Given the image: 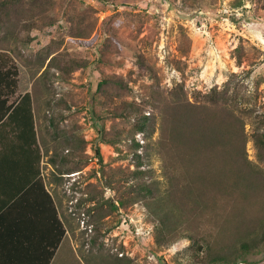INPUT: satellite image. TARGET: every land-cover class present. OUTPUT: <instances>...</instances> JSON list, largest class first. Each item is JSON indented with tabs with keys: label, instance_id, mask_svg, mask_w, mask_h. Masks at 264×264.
<instances>
[{
	"label": "rangeland",
	"instance_id": "rangeland-1",
	"mask_svg": "<svg viewBox=\"0 0 264 264\" xmlns=\"http://www.w3.org/2000/svg\"><path fill=\"white\" fill-rule=\"evenodd\" d=\"M4 50L17 57L39 130L48 132L44 176L67 227L56 264H205L189 238L157 243L131 173L133 145L145 155L160 138L161 115L152 137L138 132L156 91L169 97L182 85L184 99L198 104L212 90L239 89L255 109L244 121L246 156L264 175L254 135L264 133L256 117L264 115V0H0ZM162 163L155 155L150 168L164 182ZM248 224L215 244L230 264H264V243L241 250L260 230ZM141 225L148 238L135 234Z\"/></svg>",
	"mask_w": 264,
	"mask_h": 264
},
{
	"label": "trees",
	"instance_id": "trees-1",
	"mask_svg": "<svg viewBox=\"0 0 264 264\" xmlns=\"http://www.w3.org/2000/svg\"><path fill=\"white\" fill-rule=\"evenodd\" d=\"M18 77L20 69L12 54L0 51V142L2 134L20 138L21 149L26 150L32 161L33 183L26 195L40 188L44 196L41 208L50 207V212H41L49 226L41 238L46 242L37 247L39 253L47 250L42 264H50L66 238L67 227L58 203L41 176L43 153L37 132L34 91L11 101L19 88ZM156 93L152 101L155 111L141 117L138 132L152 137L161 115L160 138L153 144L150 140L145 155L137 150L143 147L141 143L135 142L136 168L131 172L139 179L137 193L154 222L156 241L172 245L189 238L198 252L205 254L202 256L205 264H230L224 249L215 247L219 239L231 238L242 228L248 230L252 227L248 224L250 221L259 224L260 230L256 236L242 240L241 250L249 252L264 243V175L250 165L245 148V117H252L255 109L249 105L246 94L242 95L239 89L232 91L230 87L202 94V103L197 99L198 104L184 99L182 85L175 86L169 97ZM125 106L136 113L141 109L135 103ZM256 117L261 122L264 119V115L256 114ZM7 128L11 131H6ZM254 135L258 145L264 148V133L257 131ZM73 139L70 135L66 141L74 150ZM96 154L100 156L99 148ZM155 155L162 158L164 182L153 178L150 165ZM69 171V168L59 169L63 175ZM14 201L13 207L18 202ZM21 243L18 238L14 246L0 248H25Z\"/></svg>",
	"mask_w": 264,
	"mask_h": 264
},
{
	"label": "crops",
	"instance_id": "crops-1",
	"mask_svg": "<svg viewBox=\"0 0 264 264\" xmlns=\"http://www.w3.org/2000/svg\"><path fill=\"white\" fill-rule=\"evenodd\" d=\"M8 52L12 54L20 69V77H18L20 78L19 88L15 96L12 97L11 101H13L16 98L23 96L27 92L32 91L31 87L23 88L21 80L22 71L19 61L11 51L8 50ZM1 109L2 108L0 104V115L2 113ZM36 117L37 132L39 133V143H41V149L43 153L41 163V176L45 180L46 189L50 192V194L54 196L47 182L46 176H44V158L46 153L45 147L49 144L48 137L46 140L45 136H47L48 132H40L38 125V115H36ZM8 130L11 131L10 128H7L6 131ZM1 140L0 245L2 246L0 247L14 246L15 240L18 238L22 242L21 245L26 247L23 249H10L9 247L0 248V264H42V260H45L47 258V250H44L43 252L40 251L39 253L37 247L44 245V243L46 242L44 241L45 239L42 240L41 238L46 233L49 225L48 220L43 214L41 215V212H50V207L47 206V210H45L44 207L43 209L41 208L43 206L44 196L40 188L32 189L28 193V195H26V190H28V188H30L33 183V181H31V178L34 173V168L32 166V161H29V157L27 155L26 150L24 151L21 149L22 145L20 143L21 141H19L20 138L9 136L7 134H2ZM24 153L26 154L24 155ZM14 200H17L18 202L13 207V204L15 202ZM2 214H4V216H2ZM26 221H29V224H26ZM63 242L60 245L56 255L51 260L50 264H56V260L59 256V252L62 248ZM36 254L38 255L36 256ZM64 260L66 261L68 259ZM69 261L73 263L72 259L70 258Z\"/></svg>",
	"mask_w": 264,
	"mask_h": 264
},
{
	"label": "built area",
	"instance_id": "built-area-1",
	"mask_svg": "<svg viewBox=\"0 0 264 264\" xmlns=\"http://www.w3.org/2000/svg\"><path fill=\"white\" fill-rule=\"evenodd\" d=\"M135 234L138 236L148 238L151 234V230L150 228L148 229L147 226L141 225L136 227Z\"/></svg>",
	"mask_w": 264,
	"mask_h": 264
}]
</instances>
